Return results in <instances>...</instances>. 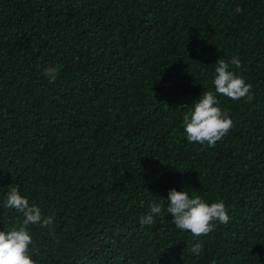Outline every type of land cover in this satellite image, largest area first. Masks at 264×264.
I'll return each instance as SVG.
<instances>
[{"label": "trees", "instance_id": "trees-1", "mask_svg": "<svg viewBox=\"0 0 264 264\" xmlns=\"http://www.w3.org/2000/svg\"><path fill=\"white\" fill-rule=\"evenodd\" d=\"M218 59L254 99L217 95L233 127L209 147L183 117ZM12 187L53 217L27 226L35 264H264V0H0V231L24 226ZM172 189L229 222L178 229Z\"/></svg>", "mask_w": 264, "mask_h": 264}, {"label": "clouds", "instance_id": "clouds-1", "mask_svg": "<svg viewBox=\"0 0 264 264\" xmlns=\"http://www.w3.org/2000/svg\"><path fill=\"white\" fill-rule=\"evenodd\" d=\"M215 68L213 91L204 92L201 98L193 103V109L183 117L187 140L199 144L207 143L209 147L215 146L226 136L233 127V121L222 112L218 106L217 95L225 96L233 101L247 98L252 102L254 95L251 93V84L230 71V65L223 59H218ZM231 65L236 69L241 67L238 57H233ZM44 75L54 82L57 76L55 68H46ZM5 207L15 209L23 215V225L19 229L0 231V264H35L29 255V246L32 237L27 230L30 224L47 228L53 224V217L45 218L41 208L35 203L29 204L26 197L21 196L18 187H12L8 194ZM166 213L172 217V223L180 230L188 231L195 237L207 236L215 228L214 222L227 224L230 220L223 201L210 205L198 195L190 197L186 190L172 189L168 193V206ZM157 214H164V209L153 204L150 214L140 218L142 225H151L155 222ZM202 242L194 243L191 251L199 255L202 251Z\"/></svg>", "mask_w": 264, "mask_h": 264}]
</instances>
